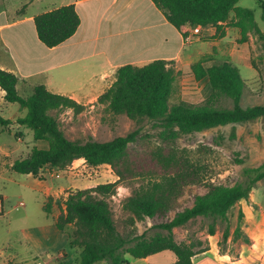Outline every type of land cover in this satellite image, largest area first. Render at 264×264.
<instances>
[{
  "label": "trees",
  "instance_id": "16d2710c",
  "mask_svg": "<svg viewBox=\"0 0 264 264\" xmlns=\"http://www.w3.org/2000/svg\"><path fill=\"white\" fill-rule=\"evenodd\" d=\"M237 0H151L181 34L187 39L188 25L210 24L214 33L224 34L223 23ZM260 18L264 25V0H258ZM24 5L16 11L22 12ZM237 17L246 18L253 25L252 12L246 7H236ZM36 37L45 46H52L73 33L79 17L73 3H63L32 15ZM241 39L245 26L238 22ZM255 29H259L255 26ZM260 33L264 34V30ZM205 38V36H202ZM193 77L205 76L207 93L200 102L179 99L169 102L168 95L178 73L172 60L153 58L141 64L125 62L114 71L110 84L95 101L103 103L111 113H124L133 120L147 118L158 127L156 135L161 140L150 146L143 142L139 127L105 140L67 138L59 126L56 111L69 108L73 113L84 104L73 98L49 91L41 83L32 85L28 94H19L15 88L17 76L0 67V88L5 101H15L25 111L14 120L0 115V126L9 132V124L16 122L31 130L33 139L45 141V146H31L26 155L15 157L10 168L17 172L39 177L43 167L65 168L78 157L88 165L105 163L114 173L110 181L68 189L65 196L57 198L59 212L54 218L58 229L65 230L67 244L80 248L74 264H93L103 259L105 264H127L124 253L144 257L168 249L174 254L173 264H193L191 256L207 248V237L190 232L187 240H176L172 228L206 218L205 232L214 233L216 218H226L228 208L239 198H246L254 182L264 175V162L246 167V178L231 184L203 180L199 165L179 152L169 142L181 134L197 131L216 124L247 121L264 116V103L242 106L239 98L243 80L236 66L212 57L199 58L188 65ZM222 96L231 100L230 106L220 103ZM54 110L53 113L50 111ZM14 135H18L14 133ZM136 178L137 186L124 197L121 207L130 212L129 220L152 218L155 228L148 234L119 232L111 217L109 196L124 180ZM202 183L205 189L192 194L188 205H178L177 199L185 187ZM46 202L44 209L48 211ZM238 217L241 213L238 212ZM231 239L242 235L236 224ZM228 236L227 228L217 239L218 249ZM45 264H66L58 257Z\"/></svg>",
  "mask_w": 264,
  "mask_h": 264
},
{
  "label": "rangeland",
  "instance_id": "374dc122",
  "mask_svg": "<svg viewBox=\"0 0 264 264\" xmlns=\"http://www.w3.org/2000/svg\"><path fill=\"white\" fill-rule=\"evenodd\" d=\"M45 1H33L28 9L40 8L45 5ZM53 1L57 2L59 0ZM236 7H246L251 10L254 26H248L246 18L237 17ZM238 22L245 26L244 39H241L239 26L236 25ZM224 24L229 28L228 32L225 35L223 34L224 36L222 35L223 41L219 47H214L208 42L209 46L206 48L209 52L201 58L212 57L237 67L243 80L239 98V103L242 106L264 103V34L260 33L264 30V25L260 18L258 0H237L235 6L229 11ZM255 26L259 31L255 29ZM203 43L206 45L205 42ZM178 70L168 95V101L176 102L179 99H184L193 103L200 102L207 93L206 77L195 79L188 66ZM27 93L29 92H25L23 95ZM220 103L230 106L231 100L222 96ZM15 108H17L16 112ZM14 112L15 114H21L24 112V108L19 107L18 109L16 103H8L5 107L0 105L2 116L10 117ZM50 112L53 113L54 110ZM55 113L59 126L67 138L81 141L85 139L105 140L114 135L124 134L138 126L145 144L154 146L161 143L156 135L158 127L152 121L147 118L136 121L127 117L124 113H111L104 109L103 103H99L95 99L85 103L83 108L76 113H73L69 108L61 109ZM12 125L10 129L15 133L20 134L23 130L16 129L14 123ZM23 128L27 130L23 140H17L16 137L18 138V136L9 133L5 129H0V155L7 149L15 151V147L29 148L32 145H45V141L32 138L31 130L28 127ZM169 143L199 165V172L202 174L203 180L231 184L246 178L244 168L254 167L264 162V116L253 120L216 124L184 133ZM1 157L0 161L7 164V161L13 155L7 158ZM71 168L77 172V175H73L70 171L58 170L59 175L57 176L45 174L43 184L49 185L54 190L59 186L78 188L84 187V183L87 181L95 184L115 178L109 166L103 163L98 166H91L82 161L74 163ZM8 172L19 176L20 181L27 183L30 180V177H25L21 173L12 170ZM138 182L139 180L136 178L122 181L116 186L114 194L108 198L113 223L116 229L123 234L127 232L148 234L156 228L152 225L154 223L152 218H134L133 221H130V212L121 207L124 197L137 186ZM1 185H4V187ZM1 189L7 191L9 195L8 200H4V205L6 208H11L8 211L9 213L6 212L7 210L0 212V250L3 253L2 257L4 258L7 252L15 250L20 253L13 258L15 264H40L42 259L45 258L30 256L29 248L24 242V233L27 229H23V227L32 226L34 223L41 221L40 219L45 222L52 220L51 215L44 213L38 203L35 202V199H44L43 193L37 190L30 191L25 186L17 185L12 181H2L0 178ZM204 189L202 183L185 187L183 193L177 199V204H190L192 194L202 192ZM65 194H58L56 199L65 196ZM18 200H21L23 204H17ZM57 207L59 208L58 204ZM23 210H27L28 215H24ZM238 212L241 213L240 217H238ZM207 220L206 218L196 219L189 224L173 227L175 239L187 240L190 232H194L200 237H208L205 232ZM263 222L264 175L254 182L246 198H239L228 208L225 219H215L214 233L211 234V237L219 239L223 229L227 228L229 240L222 242L221 246L233 255L237 247L245 243L241 234L231 239L235 225L238 224L240 232L245 233L249 239H251V235L262 238V235L264 236ZM7 228L9 230H6ZM64 245L69 257L64 258L63 261L66 264L76 263L79 258V247L67 243ZM125 256L127 264H172L171 260L174 259L173 253L167 249L153 253L146 261L129 254H125ZM93 264H104V260H96Z\"/></svg>",
  "mask_w": 264,
  "mask_h": 264
},
{
  "label": "crops",
  "instance_id": "0c3cea01",
  "mask_svg": "<svg viewBox=\"0 0 264 264\" xmlns=\"http://www.w3.org/2000/svg\"><path fill=\"white\" fill-rule=\"evenodd\" d=\"M33 1L36 0H0V67L12 71L17 76L15 88L19 94L30 92L32 85L41 83L49 91L67 95L82 104L96 99V96L110 84L114 78L115 68L119 64L125 62L141 64L153 58H164L172 60L175 69H181L190 62L206 56L205 53L209 52L206 48L209 46L208 42L214 47H219L223 41L222 37L229 28L223 23L224 35L210 37L214 33V26L188 25L189 33L187 39L183 40L180 32L165 19L151 0H59L57 2L46 0L42 7L29 10L28 7ZM63 3H73L79 22L67 38L55 45L45 46L36 37L32 15ZM20 5H24L23 11L17 14L16 10ZM2 93L0 88V105L3 107L8 103L18 105L15 101H5ZM16 110L17 108L15 112ZM15 112L8 118L14 120L17 115L24 113L15 114ZM13 123L16 129H23L20 134L16 133L18 134L16 139L23 140L24 134L27 133L23 127L26 126ZM12 126V123L9 124L10 128ZM9 133L15 132L9 129ZM15 148V151L7 149L0 155L5 158L13 155L7 164L0 161V178L2 181H12L17 185L25 186L30 191H41L44 199H35V202L44 213L52 217L51 221L45 222L40 219L41 221L32 226L23 227L27 229L24 233V242L29 248L30 256L45 258L40 264L47 263L52 259L49 256L56 253H60L58 258L63 260L69 257L64 245L67 243V234L65 230L62 232L54 224V218L59 212L56 196L65 194L66 189L73 188L59 186L52 190L49 185L43 184V176L45 174L57 176L58 170L70 171L73 175H77L71 167L76 162H82L83 159L75 158L70 162L71 165L65 168L43 167L38 177L10 168L12 159L26 155L31 147ZM1 159L4 160L2 157ZM98 165L100 164L91 166ZM9 170L30 177V180L27 183L20 181L19 176L8 172ZM84 184L89 186L94 182L87 181ZM0 196L2 199L0 212L7 210L6 212L9 213L11 208H6L4 205V200L7 201L9 198L7 191L1 189ZM46 202H48V211L44 209ZM22 213L28 215L27 210H23ZM217 239L208 234L207 248L194 253L191 256L192 263L264 264L263 235L262 238L251 235V239L237 247L233 255L227 249L220 251ZM226 240H229V236ZM153 253L137 258L146 261ZM2 254L0 250V264H15L13 258L20 253L13 250L7 252L4 258ZM125 254L128 253H124V256ZM174 259L171 260L172 264Z\"/></svg>",
  "mask_w": 264,
  "mask_h": 264
},
{
  "label": "built area",
  "instance_id": "2783aa9c",
  "mask_svg": "<svg viewBox=\"0 0 264 264\" xmlns=\"http://www.w3.org/2000/svg\"><path fill=\"white\" fill-rule=\"evenodd\" d=\"M17 204L20 205V204H23V202L21 200H18ZM1 207H2V199H1V196H0V211H1ZM59 256H60V253H56V254H54L52 256H49V258L51 259V258H56V257H59Z\"/></svg>",
  "mask_w": 264,
  "mask_h": 264
}]
</instances>
